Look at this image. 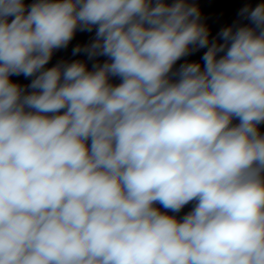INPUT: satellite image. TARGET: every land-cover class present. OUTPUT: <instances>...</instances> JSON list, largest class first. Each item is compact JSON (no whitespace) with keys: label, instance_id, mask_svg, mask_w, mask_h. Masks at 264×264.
<instances>
[{"label":"clouds","instance_id":"1","mask_svg":"<svg viewBox=\"0 0 264 264\" xmlns=\"http://www.w3.org/2000/svg\"><path fill=\"white\" fill-rule=\"evenodd\" d=\"M238 17L0 0V264H264V2ZM78 30L91 69L46 67Z\"/></svg>","mask_w":264,"mask_h":264}]
</instances>
